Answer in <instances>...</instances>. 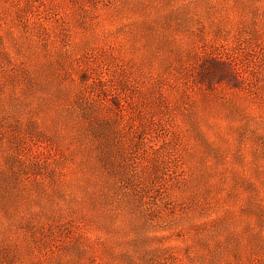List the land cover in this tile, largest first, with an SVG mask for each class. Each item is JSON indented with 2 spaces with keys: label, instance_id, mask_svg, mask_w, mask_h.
I'll use <instances>...</instances> for the list:
<instances>
[{
  "label": "rangeland",
  "instance_id": "374dc122",
  "mask_svg": "<svg viewBox=\"0 0 264 264\" xmlns=\"http://www.w3.org/2000/svg\"><path fill=\"white\" fill-rule=\"evenodd\" d=\"M0 264H264V0H0Z\"/></svg>",
  "mask_w": 264,
  "mask_h": 264
}]
</instances>
